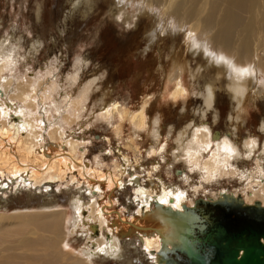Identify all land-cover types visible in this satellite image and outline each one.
<instances>
[{"label": "rangeland", "instance_id": "1", "mask_svg": "<svg viewBox=\"0 0 264 264\" xmlns=\"http://www.w3.org/2000/svg\"><path fill=\"white\" fill-rule=\"evenodd\" d=\"M94 1L97 5L93 10L87 13L77 11L69 15L70 0H0V50L4 48L2 57L5 58L7 57L5 53L14 54L11 55L12 60L7 59L5 65H0V80L2 79L0 81V103L3 104L7 99L10 103L22 105L24 109L32 104L34 106L32 119L36 118L35 131L41 134L39 138L42 139L37 145L39 150L43 142L44 144L58 143L61 149L64 148L65 153L70 154L77 163L80 162L79 165L81 164L80 166L73 165L74 163L69 160L73 165L72 170L69 169L65 178L54 181L50 183L51 185H47L45 181L27 183L28 181L23 180V177L22 180L15 179L17 183L15 181L12 183L6 173L0 178V187L3 188L0 189V214L2 215L0 219L3 221L1 224H10L12 219L9 216L13 213L39 211L43 209V203L50 200L49 208L66 212L64 230L66 231L65 241L68 244L64 247L61 242L60 248L64 252H69V256L78 252L80 254L87 239L81 235V230L88 227L87 224H83L82 227L76 226L74 229L71 222L75 217V210L71 204L72 197L78 195L85 203L94 197L90 193L91 190L84 173H89L88 175L92 173L91 176L94 175L95 179L108 170H115L114 175H122L125 181L124 186L111 185V187H103L102 190L110 193L111 199L115 201V206L111 210H119L122 217L128 218L139 205V200L134 198L135 187L138 183L141 182L144 187L149 188L151 185L155 186L159 176L167 183L181 184L192 191V186L200 181L197 171L188 170L184 161L173 159L175 157L172 154L176 149L174 139L177 132L189 122L195 124L204 119L211 126L212 132L227 133V137L231 135L233 139H238L237 142L249 136L257 137L260 149L264 142V132L260 129L261 122L264 123V82L261 79L251 82L250 96L244 103L241 114L239 110L233 111V105L227 92L218 86L214 106L206 111L204 118H201L199 109H204L203 101L195 91L198 89L199 82L205 79L204 75H198L199 65L203 66L207 60L194 43V31L190 32L188 26L184 30L182 27L179 29L175 20L155 4L151 12L145 8L148 11L146 12L144 7L141 8L134 2L125 3L126 5L124 4L122 8H117L114 0ZM123 8L130 15L131 23H125L119 18L118 13ZM135 8L138 9L137 12ZM113 9L115 12L112 11ZM191 54L192 59L189 58ZM176 57L179 61L186 63L181 75L188 94L173 99L170 92L174 84L169 80V74L172 73L175 63L173 60H176ZM77 61H82L84 66L80 70L79 80L70 84L72 81L69 82L67 77L72 74ZM201 70L207 71L206 75L209 74L206 65ZM54 73H56V79H60L61 85L63 84L62 87H59L53 76ZM98 75L100 78L91 90L87 104L85 103L86 106L74 108L69 104V99L77 97L78 90L83 83ZM55 101H59L58 109L55 107ZM111 102H118L123 106V115L114 112L108 119L99 118L100 110L112 107ZM140 108L145 109L151 123L156 116L160 118H158L160 140L154 145L157 148L152 153H149L153 143L149 135L151 126L148 125L139 135H133L131 130V115ZM63 109L65 111L68 109V111L63 112ZM231 113L233 114L232 120L229 119ZM238 114L241 116L234 119ZM44 123L52 124L45 126ZM54 128L59 130L52 134ZM169 129L171 133L168 134ZM72 143L77 144L74 151H72ZM163 143L167 146L162 153L164 156H161L157 151ZM259 148L251 157H246L240 147L242 157L237 162L238 167L258 175L255 156L260 152ZM123 156L129 158L130 166L126 172L122 173L121 165L124 162L127 164ZM180 169H185V173L188 172L186 178L179 173ZM229 175H231L230 178ZM232 175L219 176L216 182L212 181V184L204 182V188H201L195 196L205 198L206 195H211L212 191L223 188L230 192L239 191L242 196L243 188L247 185L243 181H238L237 175L233 177ZM131 178L133 182L130 183L128 180ZM95 187L94 190L98 191L95 198L106 203L108 198H104L103 193L99 194L101 189ZM94 190L92 188V191ZM192 193L190 192L194 197ZM2 205L5 206L2 207ZM113 216L115 213H112L110 219H113ZM2 229H4L3 226L0 227V230ZM119 240L124 246V249H121V258L96 256L92 264H152L156 262L147 252L141 250V243L135 235H130V237L120 235ZM0 243L3 247L6 241ZM12 243L7 242L8 245L3 248L4 250L0 246V251L7 249L12 252L17 260L16 264H29L22 254L24 248L19 244L12 245ZM10 244L13 247H8ZM66 259L60 258L56 264L73 261V259L67 261Z\"/></svg>", "mask_w": 264, "mask_h": 264}, {"label": "bare ground", "instance_id": "2", "mask_svg": "<svg viewBox=\"0 0 264 264\" xmlns=\"http://www.w3.org/2000/svg\"><path fill=\"white\" fill-rule=\"evenodd\" d=\"M114 2L117 8H122L125 3L134 2L137 3L139 7H144L143 9L145 11V8H147L150 10L149 12L152 11L155 4L160 6L162 10L166 12V15L175 20L179 29L182 27L184 30V28L188 26L190 32L194 31V43L205 56L207 63L203 64V66L206 65L208 67L209 73L206 75L207 71L201 70L203 66L199 65L198 75L205 76V79L199 82L198 89L195 91L196 94L201 96L203 101L204 109H199L201 118H204L206 111L212 109L214 106L218 86L227 92L233 105V111L235 109L239 110L241 114L244 103L250 96L249 91L252 84L251 82L257 79H261L264 82V0H114ZM70 3L71 11L69 15L77 11L87 13L93 10L94 6L97 5L94 0H70ZM135 10V12H137L138 9L135 8ZM112 11H114V9ZM118 16L124 20L125 23H131L130 15L126 13L124 8L120 9ZM135 19L134 17V20ZM151 32H149V34ZM3 49L2 47L0 50V63L3 62L0 65H5L4 63H6L5 61L7 59H13L11 57L13 53H8L9 55L5 53L7 57H2ZM191 56L192 54L188 57L192 59ZM193 56L195 55L193 54ZM176 58V60H173L175 62H173L174 68L171 65L173 68L172 73L169 74L170 76L168 75L169 80L174 84L170 92L173 99L180 96L184 97L188 94V90L184 85L181 75L185 69L186 63L179 61L178 57ZM13 62H15V60H13ZM199 64L202 63L199 62ZM83 66L82 61H77L75 63L72 74L70 77H67L69 78V82L72 81L70 84L79 80L80 70H82ZM55 75L56 73L53 74V76ZM54 78L56 79L57 77L55 76ZM98 78H100V75L86 80L78 90L77 97L68 98L69 104L74 106V108L86 106L91 90ZM56 81L59 87H62L63 84L61 85L60 79H56ZM60 93H62V91H60ZM4 95L2 97H5ZM56 101L54 103L55 107L58 109L59 101ZM112 104V107L101 109L98 113V117L108 119L114 112L118 113V115H123V106L118 102ZM21 106L17 103H10L7 99L3 104L0 103V178L7 173L6 175H8L12 183L15 179H21L23 177V180L28 181L27 183L31 181H45L47 185H51L50 183L54 181L62 180L66 177L68 170H72L73 165L78 164V166H80V162L77 163L70 154L65 153L63 151L64 148L61 149V147L57 145L58 143L51 144L48 142V144H44L43 142V144H40L41 150H39L37 145L42 139L39 138L41 134L35 131L36 126L34 122H36V118L34 120L32 119L34 115L32 109L34 106L30 104L25 109ZM67 111L68 109L66 111L63 109V112ZM146 113L144 108L138 109V111L131 115L130 124L133 135H139L148 125L151 126L149 135L153 143L151 147L149 146V153H152L155 152L157 148H155L154 145L160 140L161 132L158 127L160 118L156 116L151 123V119L147 117ZM240 116L241 115L238 114L234 119ZM229 119H233L232 113ZM261 123L260 129L264 132V123ZM44 124L46 126L52 123ZM58 130L57 128L52 129V134L56 133ZM167 133H171V130L169 129ZM52 134V138L55 139ZM226 134L227 133L212 132L211 126H209L204 119H201L195 124L189 122V124L182 127L177 132L174 139L176 149L174 150L173 146L174 151L172 154L175 157L173 159H181L186 164L188 170L197 171L200 181L192 186V191L181 184L167 183L159 176L156 179L158 187H155L157 186L155 184V186L151 185V187L149 186V188H147L144 187L141 182L138 183L135 187L134 198L139 200V205L128 218L122 217L119 210H111V208L115 206V201L111 199L110 193H105V190H102L103 187H111V185L115 187L124 186L125 181L122 175L120 174V176H117L115 174V177L114 173L116 171L108 170L105 174L99 176L98 179H95L94 175L91 176L92 173L91 175H88L89 173H84V177L87 180L86 182L91 190L90 193H92L94 197H90L91 199H88L85 203L81 200V197L77 195V197H72L71 202L75 210V217L73 221H71L74 229L76 226L82 227L83 224H87L86 226H88L81 230V235L85 236L87 239L80 254L78 252L73 253V255L70 254L69 256V252H64V250L62 251L60 248L61 242H63L64 247L68 244L65 241L66 231L64 230L67 215L64 210L49 208L48 205L51 204L49 202L50 200L44 202L43 209L39 211H20L16 214L13 213L9 216L12 219V222H9L10 224L2 225L1 223L3 221L0 219V227L3 226L4 228L0 230V242L6 241V244L3 243L5 244L3 247L0 245L2 247L1 249L4 250L3 248L7 247L9 242H13L12 245L19 244L20 247L24 248L23 253H21L29 264H56L60 258L66 259V257L73 259V261L64 264H92L96 256L106 255L114 259L121 258V249H124V246H122L119 236L121 235V237H123L124 235H128V237H130V235H135L137 240L141 243V250L147 252L154 261H156L152 264H160L161 262L158 259L157 251L161 247V237L170 227L166 225L163 220L156 217L158 211V209L155 208L156 201L161 202L163 204L161 205L162 207L170 206L173 209L182 211L184 204L188 206L194 204L197 198L195 195L198 194L201 188H204V182H211L212 184V181L214 180V182H216L215 180L219 176L233 174L232 177L237 175L239 178L238 181H243L244 184L247 185L246 188L242 187L244 189L242 202L244 204H253L258 200L261 205L264 206V142L260 149L257 137L249 136L243 141L237 142L238 139H233L231 135L227 137L228 135ZM253 141L255 143H253ZM45 145H47V147H45ZM76 145L75 143L71 144L72 151L76 149ZM166 146L167 144L163 143L158 148L157 152L161 154V156H164L162 153L165 151ZM240 147L246 157H251L256 149L259 148L260 152L255 156L257 158L256 173H258V175H254V173L238 167L237 162L242 157ZM123 159L127 164L125 162L122 165L120 164L122 169H119L122 170V173L126 172L128 166H130L129 158L123 156ZM69 160L74 164L71 165ZM3 166L5 168H3ZM6 167L8 168L6 169ZM75 167L77 168V166ZM85 171L87 172L86 169ZM185 171V169L179 170L183 178L188 176V172L185 173ZM230 176L231 175H229V178ZM128 181H130V183L133 182V178ZM6 185H8V183ZM95 186L101 189L99 194L103 193L105 195L103 197L108 198L107 201L106 199L104 200L106 203L95 198V195L98 193L97 190H94ZM92 188L94 191H92ZM0 189L3 188L0 187ZM190 192H193L192 194L195 198L191 196ZM221 192L230 191L223 188L222 190L212 191L211 195H206V197H204L208 200L216 199L221 196ZM232 193L236 196L240 192L233 191ZM4 206L5 205H2V207ZM112 213H115V216H113V219H110ZM1 216L0 214V218ZM85 219L88 221H85ZM90 221L92 223H90ZM167 243L170 244L169 241ZM12 245L10 244L8 247ZM98 249H103V252L98 251ZM12 254L13 253L9 252L7 249L3 252L0 251V264H16L17 260ZM69 259L67 258L66 261Z\"/></svg>", "mask_w": 264, "mask_h": 264}, {"label": "water", "instance_id": "3", "mask_svg": "<svg viewBox=\"0 0 264 264\" xmlns=\"http://www.w3.org/2000/svg\"><path fill=\"white\" fill-rule=\"evenodd\" d=\"M242 199L221 192L216 199L196 198L182 211L156 201V217L170 227L157 251L160 264H264V206ZM215 210L226 214L215 218ZM238 217L240 226H232Z\"/></svg>", "mask_w": 264, "mask_h": 264}, {"label": "flooded vegetation", "instance_id": "4", "mask_svg": "<svg viewBox=\"0 0 264 264\" xmlns=\"http://www.w3.org/2000/svg\"><path fill=\"white\" fill-rule=\"evenodd\" d=\"M219 210H215L214 212H215V218H221V217H223L226 213H224V212H218ZM239 218V217H238ZM242 217H240L237 221H232V222H230V224L233 226V225H236V226H240V223H241V221H242ZM229 222V221H228ZM225 224H227V220H225Z\"/></svg>", "mask_w": 264, "mask_h": 264}, {"label": "snow or ice", "instance_id": "5", "mask_svg": "<svg viewBox=\"0 0 264 264\" xmlns=\"http://www.w3.org/2000/svg\"><path fill=\"white\" fill-rule=\"evenodd\" d=\"M253 143H255V142L253 141ZM98 251L103 252V249H98Z\"/></svg>", "mask_w": 264, "mask_h": 264}]
</instances>
